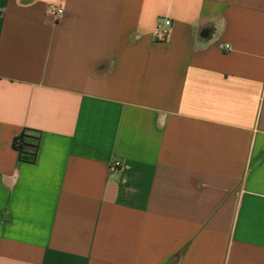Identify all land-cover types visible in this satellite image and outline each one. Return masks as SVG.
Returning <instances> with one entry per match:
<instances>
[{
  "label": "crops",
  "instance_id": "1",
  "mask_svg": "<svg viewBox=\"0 0 264 264\" xmlns=\"http://www.w3.org/2000/svg\"><path fill=\"white\" fill-rule=\"evenodd\" d=\"M0 264H264V0H0Z\"/></svg>",
  "mask_w": 264,
  "mask_h": 264
},
{
  "label": "trees",
  "instance_id": "2",
  "mask_svg": "<svg viewBox=\"0 0 264 264\" xmlns=\"http://www.w3.org/2000/svg\"><path fill=\"white\" fill-rule=\"evenodd\" d=\"M40 140V131L28 128L22 130L13 141V147L18 152L20 160L35 163Z\"/></svg>",
  "mask_w": 264,
  "mask_h": 264
},
{
  "label": "built area",
  "instance_id": "3",
  "mask_svg": "<svg viewBox=\"0 0 264 264\" xmlns=\"http://www.w3.org/2000/svg\"><path fill=\"white\" fill-rule=\"evenodd\" d=\"M172 28V21L169 17H160L156 23L154 29V39L158 42H165L169 38L170 31ZM224 50H229L230 45L226 44L222 46ZM122 167V162L120 160H113L110 163V170L117 171Z\"/></svg>",
  "mask_w": 264,
  "mask_h": 264
}]
</instances>
